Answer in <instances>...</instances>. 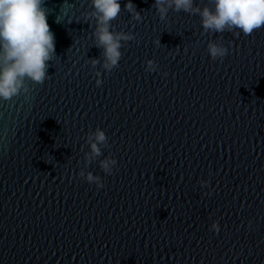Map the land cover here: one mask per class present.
<instances>
[{
  "label": "water",
  "instance_id": "1",
  "mask_svg": "<svg viewBox=\"0 0 264 264\" xmlns=\"http://www.w3.org/2000/svg\"><path fill=\"white\" fill-rule=\"evenodd\" d=\"M125 2L111 23L135 39L109 73L90 0H44L48 77L0 100V264H264V26L204 32L196 14L160 20L154 0H131L135 21ZM209 41L229 54L212 60Z\"/></svg>",
  "mask_w": 264,
  "mask_h": 264
},
{
  "label": "clouds",
  "instance_id": "2",
  "mask_svg": "<svg viewBox=\"0 0 264 264\" xmlns=\"http://www.w3.org/2000/svg\"><path fill=\"white\" fill-rule=\"evenodd\" d=\"M152 7L160 20L166 19L170 9L189 15L196 14L200 17L204 32H232L234 35L242 32L247 36L264 26V0H214L213 10L207 6H196L195 0H154ZM90 9L82 13V22L91 24L94 21L91 33L94 46L103 50L102 67L110 73L119 66L123 44L134 40L135 36L130 32L115 30L111 23L121 12L120 0H90ZM124 11L130 14L132 20L142 19L141 12L137 11L131 0H126ZM48 13L44 0H0V100L7 101L21 94L27 98L29 89L26 81L40 84L48 77L47 62L55 55V35L47 23ZM61 15L64 13L60 12L56 17L57 23L61 22ZM66 22L72 23L73 20L67 19ZM154 43L159 45V39L154 40ZM229 51L230 47H225L223 43H207V52L212 60L222 61ZM91 63L95 66L98 61L93 59ZM145 63L146 71L156 70L157 66L152 60ZM102 82L96 79L95 85L99 87ZM88 139L90 153L86 157L90 160L101 155L99 145L105 143L106 136L97 128L89 134ZM115 163L113 159H105L100 162V167L106 174H111L110 165ZM79 175L85 176V173L80 172ZM85 179L89 183H96L98 189L104 187L99 182L100 178L91 173ZM207 184L208 181L201 182L202 186ZM210 230L213 233L220 231L216 221H213Z\"/></svg>",
  "mask_w": 264,
  "mask_h": 264
}]
</instances>
